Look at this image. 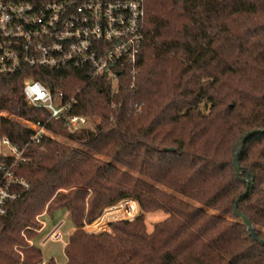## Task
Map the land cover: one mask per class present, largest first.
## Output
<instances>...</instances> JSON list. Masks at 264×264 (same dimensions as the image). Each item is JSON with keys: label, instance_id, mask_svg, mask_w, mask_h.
Here are the masks:
<instances>
[{"label": "trees", "instance_id": "obj_1", "mask_svg": "<svg viewBox=\"0 0 264 264\" xmlns=\"http://www.w3.org/2000/svg\"><path fill=\"white\" fill-rule=\"evenodd\" d=\"M41 3L53 0H31ZM139 72L119 83L86 69L32 68L0 76V137L26 147L14 171L29 183L0 217V264H40L36 217L47 202L75 228L63 264H264L238 210L264 240V0H144ZM42 81L68 114L92 127L70 131L28 105L24 78ZM133 85V86H132ZM51 134L30 142L18 119ZM234 168L235 148L248 131ZM62 136L60 141L53 135ZM141 213L87 232L108 206ZM167 217L147 230L145 214ZM49 259L47 264H55Z\"/></svg>", "mask_w": 264, "mask_h": 264}, {"label": "built area", "instance_id": "obj_2", "mask_svg": "<svg viewBox=\"0 0 264 264\" xmlns=\"http://www.w3.org/2000/svg\"><path fill=\"white\" fill-rule=\"evenodd\" d=\"M145 21L144 0H0V76L32 68L72 67L86 69L92 76H105L117 86L123 71L133 79L139 72ZM23 90L29 106L44 109L49 120L65 119L70 131L92 124L87 116L68 114L72 102L56 99L38 79L25 77ZM13 118L0 111V127L4 120ZM18 120L31 129L30 142L51 134L41 121ZM25 148L0 137V217L21 197L20 189L29 188L14 171L17 162L27 160ZM139 209L135 200H122L105 208L84 229L90 233L107 230L109 222L135 219ZM56 236L59 239L60 234Z\"/></svg>", "mask_w": 264, "mask_h": 264}, {"label": "rangeland", "instance_id": "obj_3", "mask_svg": "<svg viewBox=\"0 0 264 264\" xmlns=\"http://www.w3.org/2000/svg\"><path fill=\"white\" fill-rule=\"evenodd\" d=\"M92 125L93 124H91L89 128H91ZM53 136L60 141H66V139H64L62 136H58L55 134ZM49 203L50 201L46 203L44 209L41 210L36 217L38 236L31 239L30 244H35L41 249L43 261L49 262V259H52V262H54L55 264H63L67 261V256L65 255V247L69 243L70 237L72 236L75 228L72 225L69 211L59 206L49 208ZM140 213L141 210L139 209L138 215H140ZM167 215L168 214L163 210H157L145 214L147 230L152 231L155 223L165 219ZM104 220H106V218ZM113 222L115 221L107 223L108 231L112 230L110 224ZM90 231H92V229H90ZM99 231L103 230L100 229ZM56 234H60V236H58L59 239H57Z\"/></svg>", "mask_w": 264, "mask_h": 264}, {"label": "water", "instance_id": "obj_4", "mask_svg": "<svg viewBox=\"0 0 264 264\" xmlns=\"http://www.w3.org/2000/svg\"><path fill=\"white\" fill-rule=\"evenodd\" d=\"M260 131H263L261 129H253V130H250L248 132H246L239 140L236 148H235V156H234V168H235V172L237 174L240 173V163H239V155L241 153V150H242V147H243V144L245 142V140L250 137L251 135H253L254 133L256 132H260ZM248 192V189L235 201V204H234V210L236 212V214L243 220L244 224L246 225L247 229L250 231V234L258 241L264 243V240L260 239L257 235V232L254 228V225L252 223V221L246 216L244 215L243 213H241L239 210H238V203L240 201V198L243 197L246 193Z\"/></svg>", "mask_w": 264, "mask_h": 264}]
</instances>
